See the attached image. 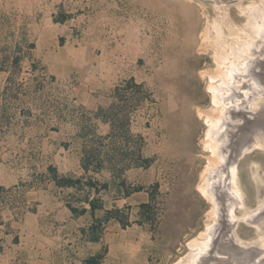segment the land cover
<instances>
[{"label": "rangeland", "instance_id": "obj_1", "mask_svg": "<svg viewBox=\"0 0 264 264\" xmlns=\"http://www.w3.org/2000/svg\"><path fill=\"white\" fill-rule=\"evenodd\" d=\"M262 52L264 0H0V247L28 212L80 210L88 194L102 206L90 228L123 229L103 264H178L194 240L208 242L193 264H264V134L244 137ZM83 148L97 158L86 171ZM49 165L80 184L54 187Z\"/></svg>", "mask_w": 264, "mask_h": 264}, {"label": "crops", "instance_id": "obj_2", "mask_svg": "<svg viewBox=\"0 0 264 264\" xmlns=\"http://www.w3.org/2000/svg\"><path fill=\"white\" fill-rule=\"evenodd\" d=\"M51 183L59 189L70 188L58 187L53 181ZM57 205L44 219L34 212L24 216L27 225L18 231L20 240L12 244L4 243L0 247V264H84L88 257L100 253L101 246L107 243V235L113 234L122 239L123 229L115 228L118 224H114V233L107 232V227L100 229V232H92L90 221L85 216L90 212L88 203L84 206L86 211L78 215L65 202ZM92 235L96 236V240L91 239ZM107 250L106 255L109 254L110 244ZM102 260L100 264H103Z\"/></svg>", "mask_w": 264, "mask_h": 264}, {"label": "flooded vegetation", "instance_id": "obj_3", "mask_svg": "<svg viewBox=\"0 0 264 264\" xmlns=\"http://www.w3.org/2000/svg\"><path fill=\"white\" fill-rule=\"evenodd\" d=\"M262 56L263 57H261V61L257 64V66L255 68H249L248 71H247L248 72L247 74H248L249 78L252 76V77H256L257 80L259 79L260 89L262 90V92H263L262 96L264 97V52H262ZM249 105H250V103L246 102L245 99L242 100V105H241V109L240 110L246 116L248 115L246 111H250L251 110ZM262 106L263 107L258 112L257 118L253 119V122L256 125H253L252 128H247L245 130L244 137H246V139L249 138V135H251L254 132V130H256V129H259V131L264 134V103H263ZM247 117L252 119V116H247ZM258 119H259V123H256ZM242 148L244 149V147L242 145H238V146H234V147L230 148V152L228 153V157H230V178H231V169H232L233 166L236 167L235 161L238 158L239 152H242V150H241ZM211 195H212V197L219 196L216 193H212ZM261 195H262L261 193H257L256 197H259ZM221 196L222 195H220V197ZM230 196L233 197V198L230 199V203L227 202L224 199H219L218 200L219 202L217 203V205L220 206V209L222 210L221 211V216L223 217V218H221V221H222L221 222V228L222 229L226 228L228 221H233V218H231V215H230V208H232L233 211H234V209H235V207H234V203H235L234 202V198H236V197L232 193L230 194ZM256 199L257 198H255L253 196V199L249 198L247 200L249 202H253V204H254V201ZM238 200L240 201L241 199H238ZM238 205L240 206V204H238ZM259 212L262 213V212H264V210H262V212L261 211H257L256 213H259Z\"/></svg>", "mask_w": 264, "mask_h": 264}, {"label": "trees", "instance_id": "obj_4", "mask_svg": "<svg viewBox=\"0 0 264 264\" xmlns=\"http://www.w3.org/2000/svg\"><path fill=\"white\" fill-rule=\"evenodd\" d=\"M135 87H138L137 84H135ZM95 159L97 160V158L94 156V154L90 150H87L85 148L82 149V154H81V157H80V164H81L82 168L85 171L88 170V167L91 165V163ZM143 165H147V163H145ZM47 174L49 175L50 181H53L54 184L56 186H58V187H74L75 188V187H77V185L80 184V178L79 177L75 178L73 176L60 174L57 171L56 167L52 166V165H49L47 167ZM88 185L93 186L94 184L91 181H89ZM93 187H95V186H93ZM94 191H96L95 193H97L98 189L95 188ZM84 201L86 203H88L89 210L91 211L92 215L94 214V210L96 208H99V207L101 208L102 207L100 204H98V201H100L99 198H96V197L89 198L88 194H87V196H85ZM141 205H142V207H146L147 206L146 203H143ZM67 207L72 212L83 213V212L86 211L85 207H82L80 210H76V208L72 207L70 204H67ZM108 219H109V217L106 216L105 220L107 221ZM95 227H96L95 225H91L92 232H95V230L97 228V227L96 228ZM91 239L92 240H96V236L92 235ZM102 257H103V253H99L96 256H90L84 261V264H100V259H102Z\"/></svg>", "mask_w": 264, "mask_h": 264}, {"label": "bare ground", "instance_id": "obj_5", "mask_svg": "<svg viewBox=\"0 0 264 264\" xmlns=\"http://www.w3.org/2000/svg\"><path fill=\"white\" fill-rule=\"evenodd\" d=\"M225 57V56H224ZM224 57H222V58H220V60L222 59V61H223V58ZM227 58V57H226ZM225 59V58H224ZM220 62V61H219ZM235 63V62H234ZM233 63V64H234ZM228 64V63H227ZM230 64V63H229ZM232 64V63H231ZM221 65V64H220ZM230 66V65H229ZM226 69V68H225ZM230 71V70H229ZM226 72V71H225ZM224 72V73H225ZM221 73V72H220ZM219 73V74H220ZM232 74V73H231ZM227 75V77L228 76H230L229 74H226ZM226 75H224V76H226ZM221 76V75H220ZM223 76V75H222ZM212 80V79H211ZM210 80V81H211ZM226 80H227V78H226ZM212 82V81H211ZM226 84V83H225ZM219 87V86H218ZM209 88L212 90V93H213V97H214V101H216L217 100V90H218V88H217V86H209ZM220 88V87H219ZM221 90V89H220ZM220 90H218V91H220ZM216 102H218V101H216ZM216 104H218V103H216ZM219 115V114H218ZM210 121V120H209ZM208 121V122H209ZM212 122V121H211ZM214 125H215V123H209V129L207 130V138H208V140L212 137V132H213V129H211L212 127H214ZM216 126V125H215ZM211 148H213V147H211ZM210 171V170H209ZM208 171V172H209ZM231 177H232V182L233 181H235L236 180V170H235V168H232L231 169ZM206 181H207V179H206ZM205 181V182H206ZM205 182L204 183H202V185L201 186H199V189L201 190V192L206 196L207 195V189H208V187L206 188V185H205ZM208 183H210V181L208 180ZM208 186H209V184H207ZM234 185H236V184H234ZM233 188H234V190H232L234 193H236L237 195H239V198L238 199H240V192H238V190L236 189V187L235 186H233ZM235 194V195H236ZM207 240L205 241H202V240H194V241H191V243H190V246H191V248L193 249V248H197V247H199V249H198V252H200V251H203V250H206L205 248H206V245H207ZM198 252H194L192 255H190V256H187V259H185L184 261H182V262H180V263H178V264H193L194 262H195V259L197 258V256H198Z\"/></svg>", "mask_w": 264, "mask_h": 264}]
</instances>
